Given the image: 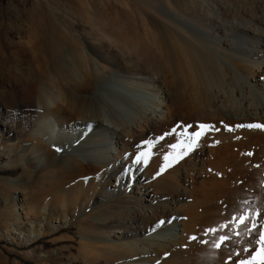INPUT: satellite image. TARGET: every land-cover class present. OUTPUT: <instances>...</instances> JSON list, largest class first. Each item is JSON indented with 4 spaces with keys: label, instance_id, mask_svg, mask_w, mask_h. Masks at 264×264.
Masks as SVG:
<instances>
[{
    "label": "bare ground",
    "instance_id": "6f19581e",
    "mask_svg": "<svg viewBox=\"0 0 264 264\" xmlns=\"http://www.w3.org/2000/svg\"><path fill=\"white\" fill-rule=\"evenodd\" d=\"M143 1L145 30L156 49L148 68L129 65L101 40L70 38L73 26L48 28L40 5L34 8L42 38L31 52L30 72L40 86L28 87L26 101L0 95V156L21 148L11 140L18 134L41 139V152L28 151L19 163L31 168L32 179L45 174L50 189L56 170L73 181L57 186L76 204L74 224L91 245V264L99 258L197 264L220 238L221 225L197 211L202 199L184 202L182 186L162 176L152 180L133 158V145L147 130L164 131L197 111L195 118L239 125L238 150L264 148V127H249L264 125V0ZM178 81L194 100L182 101ZM24 102L35 118L9 110ZM181 178L187 182V173ZM41 220L31 221L28 233L19 218L3 230L26 241L60 226Z\"/></svg>",
    "mask_w": 264,
    "mask_h": 264
},
{
    "label": "rangeland",
    "instance_id": "374dc122",
    "mask_svg": "<svg viewBox=\"0 0 264 264\" xmlns=\"http://www.w3.org/2000/svg\"><path fill=\"white\" fill-rule=\"evenodd\" d=\"M63 1L0 0V95L26 101L29 86L39 90L40 85L30 72L31 52L42 38V29L33 25L32 19L38 5L46 15L48 28L53 24L73 26L72 34H66L70 38L80 35L83 40L106 42L125 55L129 65L134 67L154 65L156 49L145 30L146 5L143 0ZM178 82L182 101L194 100L182 81ZM24 103L9 107V110L18 118H35L30 106ZM196 112H187L164 131L147 130L145 137L134 143L133 158L139 157L152 180L162 176L169 184L182 186L186 189L184 202L202 199L203 206L200 205L197 211L203 216L214 217L221 226L227 225L221 227L220 238H230L222 243L219 238L206 249V258L197 264H240L242 260L264 264L259 256L260 234L264 232V148L238 150L235 145L243 139L239 125L225 121L215 124L202 117L195 118ZM201 124L209 127L196 147L189 151V136L185 130L191 134L198 131ZM237 136L240 140H236ZM16 137L11 140H19L21 148L16 144L12 151L0 156V264H91V245L80 238L79 227L74 224L76 204L57 186L62 179L70 177L62 175L60 170L50 173V178L55 181L51 189L45 174L41 180L32 179L31 168L22 167L20 163L28 151L41 152L40 144H37L41 139L27 134ZM183 172L188 177L184 183ZM72 182L69 179V183ZM241 215L249 218L246 228L251 229L255 224L256 230L249 232L245 227H237V218ZM15 218L24 223L26 233L29 232L28 224L40 219L46 224L57 221L60 226L35 240L22 241L19 236L6 235L3 230L4 225ZM59 218L66 220L59 223ZM215 244L221 246L215 247ZM93 264H106V261L99 258Z\"/></svg>",
    "mask_w": 264,
    "mask_h": 264
},
{
    "label": "snow or ice",
    "instance_id": "6c2138e0",
    "mask_svg": "<svg viewBox=\"0 0 264 264\" xmlns=\"http://www.w3.org/2000/svg\"><path fill=\"white\" fill-rule=\"evenodd\" d=\"M208 125H204V124H201L199 125V130L198 131H195V132H192L191 134H188L187 133V130H185V134L189 136V142H188V145H187V148L189 151H191L192 148L196 147L197 145V142L199 141L200 137L204 135L205 131L208 129ZM249 127H264V125H249ZM147 143V142H145ZM173 147H175V145H173ZM185 155L187 154V152L184 153ZM139 159V157L137 158ZM239 223L237 225V227H245L247 226L248 224V221H249V218L247 216H244V215H241L240 217L237 218ZM221 227H227V225H222ZM247 231L251 232V231H254L256 230V227H255V224L252 225V228L251 229H247ZM209 231H212V232H215L216 230L215 229H209ZM230 237L228 236H225V237H221L220 240H221V243L227 239H229ZM260 243H261V251L259 253V256L261 258V260H264V232H262L260 234ZM215 247H220L221 244H215L214 245ZM245 251H247V249H245ZM240 264H251V261H240Z\"/></svg>",
    "mask_w": 264,
    "mask_h": 264
}]
</instances>
